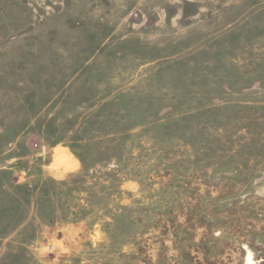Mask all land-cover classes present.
Masks as SVG:
<instances>
[{
	"label": "rangeland",
	"instance_id": "374dc122",
	"mask_svg": "<svg viewBox=\"0 0 264 264\" xmlns=\"http://www.w3.org/2000/svg\"><path fill=\"white\" fill-rule=\"evenodd\" d=\"M264 264V0H0V264Z\"/></svg>",
	"mask_w": 264,
	"mask_h": 264
},
{
	"label": "bare ground",
	"instance_id": "6f19581e",
	"mask_svg": "<svg viewBox=\"0 0 264 264\" xmlns=\"http://www.w3.org/2000/svg\"><path fill=\"white\" fill-rule=\"evenodd\" d=\"M246 264H253V263L251 262V257H250L249 254L246 256Z\"/></svg>",
	"mask_w": 264,
	"mask_h": 264
}]
</instances>
